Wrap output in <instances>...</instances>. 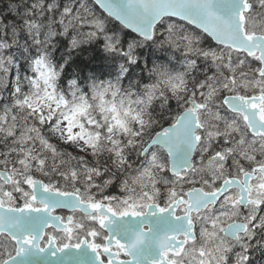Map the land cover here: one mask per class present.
<instances>
[{"label": "snow or ice", "instance_id": "6c2138e0", "mask_svg": "<svg viewBox=\"0 0 264 264\" xmlns=\"http://www.w3.org/2000/svg\"><path fill=\"white\" fill-rule=\"evenodd\" d=\"M0 264H264V0H7Z\"/></svg>", "mask_w": 264, "mask_h": 264}, {"label": "trees", "instance_id": "16d2710c", "mask_svg": "<svg viewBox=\"0 0 264 264\" xmlns=\"http://www.w3.org/2000/svg\"><path fill=\"white\" fill-rule=\"evenodd\" d=\"M7 2V0H3V2L2 3H0V7H3V4L4 3H6ZM110 27H119V24L116 22V21H113L112 23H111V25H110ZM146 52H147V50H145ZM159 55V54H158ZM178 55V54H177ZM175 63V62H174ZM176 67H177V69H179V64H176ZM173 107H175V104L173 103ZM165 125H167L166 123H165Z\"/></svg>", "mask_w": 264, "mask_h": 264}, {"label": "water", "instance_id": "95a60500", "mask_svg": "<svg viewBox=\"0 0 264 264\" xmlns=\"http://www.w3.org/2000/svg\"><path fill=\"white\" fill-rule=\"evenodd\" d=\"M118 23V22H117Z\"/></svg>", "mask_w": 264, "mask_h": 264}]
</instances>
